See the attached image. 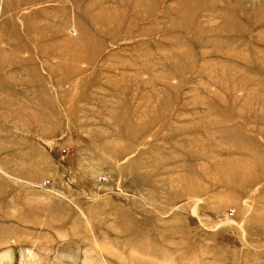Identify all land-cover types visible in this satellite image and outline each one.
<instances>
[{"label":"rangeland","instance_id":"rangeland-1","mask_svg":"<svg viewBox=\"0 0 264 264\" xmlns=\"http://www.w3.org/2000/svg\"><path fill=\"white\" fill-rule=\"evenodd\" d=\"M0 264H264V0H0Z\"/></svg>","mask_w":264,"mask_h":264},{"label":"built area","instance_id":"built-area-1","mask_svg":"<svg viewBox=\"0 0 264 264\" xmlns=\"http://www.w3.org/2000/svg\"><path fill=\"white\" fill-rule=\"evenodd\" d=\"M102 179H104V177ZM45 184H49V183H45Z\"/></svg>","mask_w":264,"mask_h":264}]
</instances>
